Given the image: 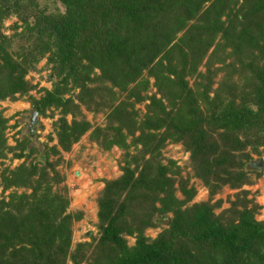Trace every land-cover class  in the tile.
Wrapping results in <instances>:
<instances>
[{"label": "trees", "instance_id": "16d2710c", "mask_svg": "<svg viewBox=\"0 0 264 264\" xmlns=\"http://www.w3.org/2000/svg\"><path fill=\"white\" fill-rule=\"evenodd\" d=\"M27 1L0 0V21L9 15L19 17L20 12L26 15ZM29 1L34 8L33 1ZM58 1L65 8L63 15L30 14L34 22L30 27L25 17L19 18L33 37V44L21 55L20 63L12 62L5 53L6 40L0 36V82L6 84L5 89H0V99L25 94L28 87L22 77L30 65L47 53L52 64L50 77L57 78L59 83L38 101L31 100V106L38 116L50 107L60 108V118L53 123L58 148L67 151L89 129L83 119L74 120L78 106L62 100L61 94L69 82L78 88L76 99L88 111L86 101L90 102L95 95L101 98L103 108L110 111L105 128L95 129L91 135L96 136L95 141L100 137L104 149L112 146L127 149L121 130L127 128L129 136L138 130L131 144L139 145L140 149L133 156L126 155L129 162L125 160L121 176L107 183L97 199L98 237L89 254V264H264V230L253 220L251 211L245 208L237 211L236 204L218 216L212 214L214 206L207 204L181 210L193 191L186 190L183 181H175L176 174L170 170L172 164L168 167L159 164L157 155L165 137L153 133L165 127L172 132L173 139L183 142L190 153L193 175L210 196L223 185L239 188L246 183L247 172L260 174L262 164H251V159L240 153L247 147L255 152L264 145V0H241L238 9L228 10L233 17L228 28L219 21L223 0ZM207 2L210 5L184 33L188 38L184 41L188 54L176 48L180 56L177 66L183 74L177 76L170 64L162 69L159 61L153 62L169 38L192 21L199 6ZM231 2L236 5L237 0ZM178 7L187 18L168 23V13ZM166 22L169 28L170 25L174 28L169 34L158 29ZM237 27L239 31L233 34ZM216 35L222 42L214 48L215 52L232 49L237 65L227 68L230 77L238 79H222L213 99L203 97L210 106L209 117L205 119L196 110L194 99L206 92L193 93L183 78L194 75L196 64ZM93 70L100 75L90 79ZM144 70L155 81L156 90L163 97V92L171 94L176 103L169 102L171 109L165 112L151 97L149 107L156 108L157 115L150 117L147 113L136 128L134 116L126 112L123 103L112 107L117 96L112 89L126 92V86ZM164 70L178 78L171 88ZM205 73L209 75L208 70ZM203 76L196 74L193 78L195 88L199 89L197 80ZM94 82L97 86L93 89L86 85ZM105 82L109 87L104 86ZM146 85L142 81L128 93L144 91ZM66 115L72 118L69 124L64 120ZM114 123L117 125L113 126ZM204 126L223 132L216 135L217 140L211 139ZM3 129L4 120L0 117V158L4 149ZM18 148L20 153L24 152L25 147L18 145ZM32 153L34 148L27 149V155ZM37 153L43 164L20 166L2 177L3 189L14 186L31 189V193L28 196L12 193L6 202L0 201V264H64L66 258L78 264L77 258H83L80 250L89 245H78L69 252L70 217L62 216L67 201L49 193L50 185L57 184L59 179L46 159L49 154H57L56 147L44 145ZM175 182L183 197L181 202L174 198ZM161 225L166 228L153 240L143 235L145 230ZM127 237L134 240L131 247L126 246Z\"/></svg>", "mask_w": 264, "mask_h": 264}, {"label": "rangeland", "instance_id": "374dc122", "mask_svg": "<svg viewBox=\"0 0 264 264\" xmlns=\"http://www.w3.org/2000/svg\"><path fill=\"white\" fill-rule=\"evenodd\" d=\"M28 1L25 2L24 8L26 15L20 12L19 17L9 15L8 17L2 18L0 21V36L6 40L4 43L5 53L10 57L12 62L15 63H20V60H23L21 59V55L23 53L25 54L33 44V37L26 31L25 28L27 27L19 22V18L25 17L30 27L34 23L30 14H35L37 12L45 16L56 17L65 13L64 6L58 0H31L34 3V8L30 5V1ZM210 2L202 3L201 6H199L198 13L195 16L193 15L195 18L192 21H188L185 26L175 32L174 36L169 38V43L164 45L160 53L153 59V62L159 61L162 65V69H165V67L170 64L173 66L172 71L176 72L177 76L183 74V71L177 66L180 56L176 48L178 47L184 55L188 54V45L184 42L188 38L186 39L184 33L188 26L194 23L196 17L207 9ZM240 3L241 0H237L236 5H233L231 0H223V3H221L220 6L222 9H220V13H222V15L219 21L223 24L224 28H228V24L233 18L230 12L227 11L238 9ZM185 17L182 9L178 7L177 11L168 13L167 19L168 23H177L178 19H184ZM158 29L169 34L174 28H171V25L169 28L166 22L164 26L160 25ZM238 31L239 27L236 28L233 34H237ZM221 42L219 35H216L212 41V45L207 49L202 60L196 64L194 75L183 78L187 88L193 93L196 92L197 94V90L201 93L206 92L205 96H199L194 99L198 107L196 110H198L201 117L205 119L209 117L210 106L204 103L203 97L208 100L213 99L215 95H217L215 92L219 89V82L222 81V79L224 81H237L238 79L236 76L230 77V70L227 68L230 65H237V58L235 54L232 53V49L223 48V51L217 50L215 52L214 48H217V45ZM48 58V54H44L42 57L38 58L34 64L30 65V69L26 70L25 75L22 77L23 82L27 84L28 87L25 94H15L12 97L8 96L4 99H0V117L4 120V129L2 131L4 149L1 151L2 157L0 158V201L6 202L8 200V195L12 193L17 196L20 194L30 195L31 189L17 188L14 186L3 189L2 177L9 176V173L20 166L28 167L29 165L38 164L40 162L43 164V161H41L42 159L40 160L38 157V150H41V147L44 145L48 148L55 146L57 154H49L46 162L53 165V172L58 176L57 178L59 180L57 184L50 185L49 193L51 196L56 195L67 201L62 216L66 215L70 217V225L68 227L70 232L69 252H73L78 245H89L88 248L84 246L80 250L83 258L81 260L77 258L79 261L78 264H89V254L92 251L94 241L98 237L96 218L97 199L107 183L121 176V169L125 160L129 162L126 155L133 156L140 149L139 145L131 144V140L138 136L139 132L136 130L133 132V136H129L127 128H123L120 134L124 138V146H126L127 149H120L116 146L104 149L101 145L100 137L98 141H95L94 138H96V136L93 138L91 135L95 129L102 130L105 128L107 121L106 116L110 111L103 108L100 103L101 98L97 97V95H95V97L93 96L90 102L86 101L90 109V111H88L85 106L80 105L76 99L78 88H73L70 82L65 86V92L61 94L62 100H70L73 104L78 106L74 120L79 121L83 119L89 125L88 131L74 144H71L67 151H62L56 146V139L53 134V123L60 118V108L53 109L50 107L43 111V115H36L31 132H29L28 125L31 114L33 113L31 100L38 101L46 92H51L54 86L59 83L57 78L50 77L52 73V64L48 62ZM205 70H208L209 75L205 73ZM163 72L170 80V82L168 81V83H170V88L171 85L178 82L177 76H173L165 70ZM146 73V70L141 71V76L126 86V92H118L117 89H112L113 93H117L116 102L113 103L114 105H112V107H117L120 102L123 103L122 106L126 109V112H131L134 116L136 128H138L137 125L144 119L145 115H149L150 117L151 115L152 117L157 115V109L149 107V100L151 97L154 101L160 103L165 112L171 109L169 107V102L176 103V100L172 98L171 94L163 92L166 98L163 97L162 93L156 90L153 78L148 77ZM196 74L204 75L200 80H197V82L200 83L199 89H197V87L195 88L193 82V78ZM99 75L98 70H93L89 78L93 79ZM142 81H146L147 84L144 91L137 92L134 95L128 93L130 89ZM224 84L225 83H223V86ZM5 85V83L0 82V89H5ZM86 85L90 89L97 86L95 82L91 84L87 83ZM104 86L109 87V83L105 82ZM59 87L61 88V86ZM101 97L104 98L103 96ZM136 98L142 99L140 102H136ZM148 107L150 108L149 110H147ZM182 112L184 111L182 110ZM64 120L69 124L72 118L70 115H66ZM116 125L117 123H114L113 126ZM204 127L205 130L209 132L211 139L216 138L217 134L223 132V130L219 128L211 131L213 127ZM153 133L165 137L157 155L159 164L166 167L172 164L173 167L171 166L170 170L176 174L174 175L175 181H183L186 190L193 191L190 201L185 204L181 210L189 209L193 205L207 204L212 207L214 206L212 208V214L218 216L226 210H231L232 204H236L235 209L237 211H241L243 208L248 212L251 211L253 220L260 223L264 230V145L257 147L256 153L249 147L240 153L247 155L251 159V164H256L257 166L262 164V170L259 175L253 172H247L245 177L246 183L239 188L231 189L228 185H223L213 196H210L203 183L194 177L191 169L190 153L185 149L183 142L173 139V137H171L172 132L170 130L167 131L165 127H161L158 131ZM217 139L218 138H216V140ZM24 140H27V142H24ZM262 142L264 144V139ZM18 145L25 147L24 152L20 153ZM26 148H34L35 153L27 155ZM20 154L22 156L18 157ZM237 155L238 153H234V156ZM147 159L148 155H145L144 160ZM129 168L132 169L133 165H129ZM49 175H51V172ZM176 186L177 184L175 182L174 189L176 188V191L174 192V198L181 202L183 197ZM216 204L218 205L216 206ZM167 217L171 218V215L167 214ZM165 228L164 225H161L155 229H147L143 232V235L149 240H153L161 230ZM124 239L127 247L133 245V238L127 237ZM64 264L72 263L66 258Z\"/></svg>", "mask_w": 264, "mask_h": 264}, {"label": "water", "instance_id": "95a60500", "mask_svg": "<svg viewBox=\"0 0 264 264\" xmlns=\"http://www.w3.org/2000/svg\"><path fill=\"white\" fill-rule=\"evenodd\" d=\"M35 117H36V113L33 112V113L31 114V118H30L29 125H28V130H29V132H31L32 125H33L34 122H35Z\"/></svg>", "mask_w": 264, "mask_h": 264}, {"label": "clouds", "instance_id": "9594fccd", "mask_svg": "<svg viewBox=\"0 0 264 264\" xmlns=\"http://www.w3.org/2000/svg\"><path fill=\"white\" fill-rule=\"evenodd\" d=\"M33 127V126H32ZM32 129V128H31Z\"/></svg>", "mask_w": 264, "mask_h": 264}]
</instances>
